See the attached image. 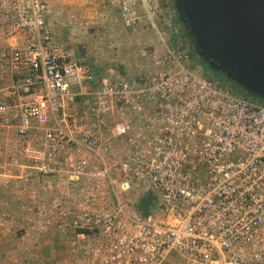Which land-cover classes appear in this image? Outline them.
I'll list each match as a JSON object with an SVG mask.
<instances>
[{"label": "built area", "instance_id": "2783aa9c", "mask_svg": "<svg viewBox=\"0 0 264 264\" xmlns=\"http://www.w3.org/2000/svg\"><path fill=\"white\" fill-rule=\"evenodd\" d=\"M137 2L164 50L144 51L134 71L103 73L59 51L47 0H0L16 78L0 120L17 128L19 167L79 183L93 156L92 175L111 189L154 196L143 214L119 199L111 211L74 213L53 200L67 215L60 229L95 234L88 264H264V103L201 70L153 2L121 0L125 28L140 26Z\"/></svg>", "mask_w": 264, "mask_h": 264}, {"label": "rangeland", "instance_id": "374dc122", "mask_svg": "<svg viewBox=\"0 0 264 264\" xmlns=\"http://www.w3.org/2000/svg\"><path fill=\"white\" fill-rule=\"evenodd\" d=\"M147 1L158 7L156 20L176 26L178 35L190 46L183 24L176 19L173 0ZM120 2L47 0L46 19L59 51L80 58L103 73L134 71L148 61L142 56L144 51L151 52L152 48L163 51L164 46L151 31L141 3L137 2L142 15L140 26L137 31H131L123 25ZM10 42L0 14V96L9 91L8 86L16 79L9 64ZM200 69L203 70L201 65ZM39 136L40 132L32 131L28 138L35 142ZM78 154L89 155L84 151ZM89 160L90 175L79 183L68 181L64 173L35 174L25 168L22 171L17 128H7L0 120V264L89 263L88 259L97 247L95 234L88 232L85 237H79L60 229L58 225L67 215L53 207L54 199L62 201L61 210L70 205L73 213L89 205L111 211L117 206V199L126 202L132 212L144 213L140 203L149 191L135 184L127 192L118 193L116 188L111 189L104 180L92 175L98 162L93 156H89ZM115 161L111 160L109 165H114ZM19 193L24 197L22 200ZM152 204L154 196L151 197Z\"/></svg>", "mask_w": 264, "mask_h": 264}, {"label": "water", "instance_id": "95a60500", "mask_svg": "<svg viewBox=\"0 0 264 264\" xmlns=\"http://www.w3.org/2000/svg\"><path fill=\"white\" fill-rule=\"evenodd\" d=\"M195 52L264 101V0H174Z\"/></svg>", "mask_w": 264, "mask_h": 264}, {"label": "trees", "instance_id": "16d2710c", "mask_svg": "<svg viewBox=\"0 0 264 264\" xmlns=\"http://www.w3.org/2000/svg\"><path fill=\"white\" fill-rule=\"evenodd\" d=\"M173 6H174V0H173ZM175 9V7H174ZM176 10V9H175ZM177 13V12H176ZM177 21H179L178 19V14L176 16ZM180 22V21H179ZM184 26V25H183ZM184 34L186 36V38L190 41V50H191V54L196 57L201 65V67L203 68V70L210 76H214L215 78L219 79L227 88H229L230 90L233 91H237L240 92L244 95H246L247 97L251 98V99H256L258 101H261L262 103H264V101H262L261 99H258L257 97L247 93L245 90H243L241 87H239L235 82L231 81L230 79H228L224 74L212 69L207 62H205L203 60V58H201L194 50V46H193V41L191 40L190 36L188 35L187 30L184 27ZM151 197H153V195L151 193L147 194V196H145V198H142L141 203H140V208L143 210L144 213H146L149 208H150V203H151ZM153 205V204H152Z\"/></svg>", "mask_w": 264, "mask_h": 264}, {"label": "crops", "instance_id": "0c3cea01", "mask_svg": "<svg viewBox=\"0 0 264 264\" xmlns=\"http://www.w3.org/2000/svg\"><path fill=\"white\" fill-rule=\"evenodd\" d=\"M20 169L22 170V169H24V168H21V167H20ZM22 171H23V170H22ZM23 198H24V197L19 193V199L22 200ZM20 202H21V201L19 200V204H20Z\"/></svg>", "mask_w": 264, "mask_h": 264}]
</instances>
